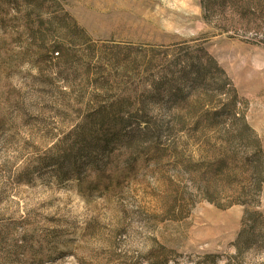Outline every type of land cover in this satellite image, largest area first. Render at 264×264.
Listing matches in <instances>:
<instances>
[{
  "label": "rangeland",
  "instance_id": "rangeland-1",
  "mask_svg": "<svg viewBox=\"0 0 264 264\" xmlns=\"http://www.w3.org/2000/svg\"><path fill=\"white\" fill-rule=\"evenodd\" d=\"M246 128L264 0H0V264H264Z\"/></svg>",
  "mask_w": 264,
  "mask_h": 264
},
{
  "label": "trees",
  "instance_id": "trees-1",
  "mask_svg": "<svg viewBox=\"0 0 264 264\" xmlns=\"http://www.w3.org/2000/svg\"><path fill=\"white\" fill-rule=\"evenodd\" d=\"M57 53V57L60 55V53ZM217 69V68H216ZM218 70V69H217ZM199 71V70H197ZM216 72H221V70H218ZM198 75V73H197ZM102 115V114H101ZM104 115H103V120H104ZM93 123L91 125H88L86 127H84L81 131V133L79 134L80 137L79 139V144L76 143L75 145H71L70 146V150L74 151L77 148V145H79V148L77 149V151H79L80 153H85V154H90L91 151L94 150H101L102 152L111 144V140H107L105 143H102L100 141V130L103 127V122H100V112H98L97 114H95L93 116L92 119ZM98 122H100L98 124ZM102 125V126H101ZM246 130L248 131V142L251 146L254 147L255 144H257V142L255 143V138H253L252 132H250L247 128ZM251 135V136H250ZM250 136V137H249ZM114 140H119V138L113 137ZM129 144L132 142V139H129ZM256 150V155H254V158H252V160L247 164L248 172L251 171V173L256 174L258 177V183L261 184V177L264 173V157L263 154L260 155V151H259V146L254 147ZM255 159V160H254ZM211 161H215L216 162V167L217 169H219V175H222L224 178H228L231 176L232 173L236 172V169H232L229 165L230 164H234L237 163V159L235 156L231 155V154H221V155H217L215 158H213ZM102 164V166L104 167L105 164H103L102 162H100ZM100 164V165H101ZM210 169L211 167L208 168V173H210ZM217 171V170H216ZM210 180H207V183ZM261 186V185H260ZM201 191H203V193L206 195L205 199L214 204V200L212 198V196L209 195L211 189L209 187H199ZM158 264H163V262H160Z\"/></svg>",
  "mask_w": 264,
  "mask_h": 264
}]
</instances>
